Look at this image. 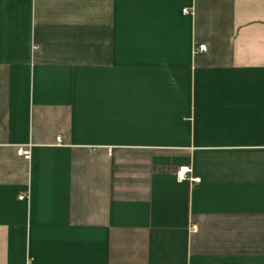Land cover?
Returning <instances> with one entry per match:
<instances>
[{
    "label": "crops",
    "instance_id": "1",
    "mask_svg": "<svg viewBox=\"0 0 264 264\" xmlns=\"http://www.w3.org/2000/svg\"><path fill=\"white\" fill-rule=\"evenodd\" d=\"M0 264H264V0H0Z\"/></svg>",
    "mask_w": 264,
    "mask_h": 264
},
{
    "label": "built area",
    "instance_id": "2",
    "mask_svg": "<svg viewBox=\"0 0 264 264\" xmlns=\"http://www.w3.org/2000/svg\"><path fill=\"white\" fill-rule=\"evenodd\" d=\"M183 13H188L187 9H183L182 10ZM199 50H202V51H205L206 50V47L205 45H199ZM57 140H59V137L57 138ZM16 154L19 155V156H22L24 158H28L29 157V154H30V151L28 148L24 149L22 147H19L16 151ZM189 168L186 167V166H182V167H179L178 170H177V173H176V180L177 181H182L186 178V175L187 173L189 172ZM20 199H23L24 196H20L19 197ZM197 231V227L195 225L192 226L191 228V232H196Z\"/></svg>",
    "mask_w": 264,
    "mask_h": 264
}]
</instances>
